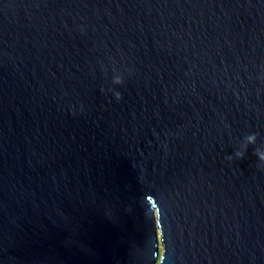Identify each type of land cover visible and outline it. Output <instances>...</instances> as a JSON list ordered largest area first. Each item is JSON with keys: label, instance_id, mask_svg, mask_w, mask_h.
<instances>
[{"label": "water", "instance_id": "95a60500", "mask_svg": "<svg viewBox=\"0 0 264 264\" xmlns=\"http://www.w3.org/2000/svg\"><path fill=\"white\" fill-rule=\"evenodd\" d=\"M257 147L264 0H0V264H264Z\"/></svg>", "mask_w": 264, "mask_h": 264}, {"label": "clouds", "instance_id": "9594fccd", "mask_svg": "<svg viewBox=\"0 0 264 264\" xmlns=\"http://www.w3.org/2000/svg\"><path fill=\"white\" fill-rule=\"evenodd\" d=\"M112 84L114 86H121L123 85V77L121 74L113 72V77H112ZM111 90V89H110ZM113 98L119 102L121 100V94L117 91L112 92ZM257 141V136L256 134H249L243 137L242 141L239 143L237 149L234 151V153L227 157L229 161L236 159V160H241L244 158V155L247 151L248 146L255 145ZM253 155L256 157V160L258 162V165L261 168H264V147H257L255 148ZM155 258V257H154Z\"/></svg>", "mask_w": 264, "mask_h": 264}]
</instances>
